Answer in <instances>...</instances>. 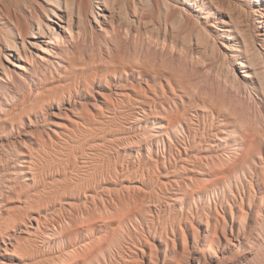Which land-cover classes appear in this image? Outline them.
<instances>
[{
  "label": "rangeland",
  "instance_id": "374dc122",
  "mask_svg": "<svg viewBox=\"0 0 264 264\" xmlns=\"http://www.w3.org/2000/svg\"><path fill=\"white\" fill-rule=\"evenodd\" d=\"M150 1L120 25L129 67L107 69L118 44L100 37L19 89L20 130L0 126V264H264V83L239 64L264 70V15L255 0ZM22 2L0 0V30L26 26Z\"/></svg>",
  "mask_w": 264,
  "mask_h": 264
},
{
  "label": "bare ground",
  "instance_id": "6f19581e",
  "mask_svg": "<svg viewBox=\"0 0 264 264\" xmlns=\"http://www.w3.org/2000/svg\"><path fill=\"white\" fill-rule=\"evenodd\" d=\"M140 1H143L144 5L145 4L149 5V3L151 2L150 0H23V2L21 4H19V8L22 11H25V13L27 15L28 23L26 24V26H22V24L20 22H18L17 27H15L14 25H12L13 24L12 21H10L11 23H9V22L5 23L6 21H4L3 24L5 25L6 30H3V29L0 30V96H1V92H4V95L6 96L5 97V103L2 102V100L0 99V126L1 125H11L12 129H17V131L20 130V125H16V122L19 120L22 121L23 115L21 114V112L25 109L26 105L21 104L19 97H17L19 89H21L24 86H27L28 89L30 90V89H32L33 86H36V85H39L41 88L44 87V79L48 77L47 76L48 71H49V73L51 72L52 74L55 72H58V70L61 67L62 62H63L62 59L64 58V56L67 53H69L68 60L70 62L75 59L76 53H79L81 58L84 55L88 54L85 51V43L86 42H88V43L90 42L93 45L91 55H92V57H94L95 55H97L96 54L97 53V50H96L97 47H96L95 43H97L96 41L101 42V40L99 39L100 37H103L104 42L107 38V41L109 42L108 44H110L113 40H115L118 44V46H117L118 48L117 47H113V48L108 47L109 48L108 54L110 57H109L107 69L114 70L115 73H117L118 72L117 70L119 68L118 67L119 64L124 69L129 67V65H128L129 59L126 56H124L126 58H124L123 60L122 59L118 60V58L121 57L120 56L121 55L120 54L121 46L119 49V45L121 43L120 35H119V29H120V25L124 24L125 28H127V30L130 31L131 27H133V26L135 27L137 24H139L142 21V11L140 8V3H139ZM255 2H257L255 12H257V15L260 18H262L264 15V0H255ZM209 3L213 7L218 5L217 0H209ZM163 5L165 8L167 7L166 9L172 7V3L168 0H164ZM164 7H162V8H164ZM145 8L146 7H144L143 9H145ZM150 8H152V7H150ZM168 10L170 11V9H168ZM229 14H227V15H229ZM181 15H182V12H181ZM181 15H179V16H181ZM159 17H160V15H159ZM181 17L183 18L184 16L182 15ZM182 18H180V19H182ZM145 23L146 22H144V24ZM257 23L261 24L263 22H262V20H258ZM148 24H150V23H148ZM151 25L152 24H150V26ZM220 25H221V23H220ZM138 28H139V25H138ZM138 28L137 29L135 28L137 32H139ZM180 28H179V30H180ZM236 28L240 33L244 32L243 29L240 27V24L237 22L235 23V29ZM135 29H133V30H135ZM155 29L157 30V28H155ZM155 29L150 28V30H155ZM159 29H158V31H159ZM261 29L262 28H259L258 31L261 32L259 34H260V36L263 37L264 36V29H262V30ZM156 30H155V32H156ZM148 31H149V29H148ZM167 34L169 35V33H167ZM104 37H105V39H104ZM143 38L144 37H142V39ZM164 40H166V39H164ZM177 45H178V42H177ZM77 46H79L78 51H76ZM122 46H123V43H122ZM95 47H96V49H95ZM102 47H104V46H102ZM115 48L117 49L116 54L114 53ZM99 49H100V47L98 48V50ZM195 49H197V47ZM42 51L43 52L45 51L44 53H47V55H49V57L42 56L40 53ZM122 51H123V48H122ZM198 51L201 52V50H198ZM247 51H249V50L247 49ZM131 53H133V52H131ZM101 55H102V53H101ZM135 55H137V53ZM208 56H209V54H208ZM5 62H7L8 64H6ZM26 64H28V65L31 64V65L28 67ZM83 64L87 65V63L84 61H83ZM239 64L241 65L242 68L248 69L247 71H245L246 72L245 76H244L245 78L254 79V78L258 77L261 79V82L263 85V83H264V70H261L257 66L254 58L248 57L246 62H240ZM10 66H13L14 68H11ZM100 69H101L100 65H96L93 68L96 76L99 75ZM149 71L152 73V79L155 80L156 77L159 75L158 72L153 70V69L149 70ZM162 87H164V85ZM20 91L22 92V90H20ZM23 92H25V91L23 90ZM71 93H72L71 89H68V94H71ZM190 95H192V94H190ZM32 97H34V96H32ZM44 106H46V105L44 104ZM16 107H19V109H16ZM2 108H5V109H2ZM28 113H29V111H28ZM9 116L11 117V118H9L10 121L6 120V117H9ZM24 130H25V128H24ZM3 134L5 135V133H3ZM0 137H1V135H0ZM2 149H4V143L0 142V151H2ZM0 163H2V162L0 161ZM242 202H243V200H242ZM231 230H233V229H231ZM225 231H226V228H225ZM231 233H233V231ZM257 233H259V232H257ZM223 234H224V232H223ZM239 234H240V230H238L237 236H239ZM217 237H218V235H217ZM228 239L230 240V238H228ZM233 241H235V240H233ZM21 243L23 244V242H21ZM228 243H230V242H228ZM231 244H233V243H231ZM254 244L256 245V243H254ZM233 246H235V245H233ZM239 246H241V245H239ZM236 247H237V245H236ZM252 247H253V245H252ZM248 249H251V248H248ZM229 250H230V248H229ZM239 255H241V253H239ZM239 257L241 258V256H239ZM240 258H238V259H240ZM162 263H164V262H162Z\"/></svg>",
  "mask_w": 264,
  "mask_h": 264
}]
</instances>
